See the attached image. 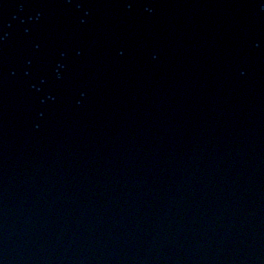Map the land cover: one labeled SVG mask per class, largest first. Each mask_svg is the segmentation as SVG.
Segmentation results:
<instances>
[{
    "label": "water",
    "instance_id": "1",
    "mask_svg": "<svg viewBox=\"0 0 264 264\" xmlns=\"http://www.w3.org/2000/svg\"><path fill=\"white\" fill-rule=\"evenodd\" d=\"M0 264H264V0H0Z\"/></svg>",
    "mask_w": 264,
    "mask_h": 264
}]
</instances>
